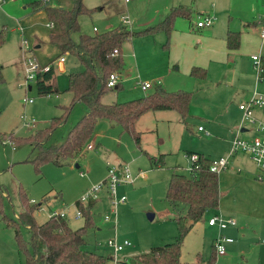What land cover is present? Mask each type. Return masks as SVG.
Returning <instances> with one entry per match:
<instances>
[{"label": "rangeland", "instance_id": "obj_1", "mask_svg": "<svg viewBox=\"0 0 264 264\" xmlns=\"http://www.w3.org/2000/svg\"><path fill=\"white\" fill-rule=\"evenodd\" d=\"M38 1L0 0V35L4 39L0 46V264H26L28 254L33 252L28 226L19 221L25 210V202L34 208L33 216L39 225L48 222L54 213H59L65 215L73 230L83 228L85 219L83 216L77 217L80 212L77 202L87 206L88 201L83 198L89 193L94 194L93 188L104 183L108 177L109 164L111 168L127 171L132 177L143 172L146 178L118 186V197L126 198L118 206L112 204L108 189L101 188L91 211L94 227L86 233L85 249L108 259L112 258L108 264H130L129 261L149 252L152 247L177 240L178 226L171 220L175 215H166L167 211L168 214L172 211L166 200V177L168 173L172 175L176 166L182 168L180 171L185 175H189L190 165L183 155L184 145L194 140V144L208 148L213 154H220L221 148L214 147L217 143L212 138L201 135L198 130L199 122L192 117L184 122L179 113L171 112L177 119L164 123L155 120L160 119V113L154 111L153 115L158 113L155 119L142 116L136 123V132L141 137L140 145L136 144L131 134L123 132L120 125L103 120L96 123L95 133L81 157L64 166L46 163L41 168L27 161L33 157L32 146L26 142L13 145L11 134L16 138L27 139L37 130L48 127L53 118L62 114L61 108L72 102V94L66 90L69 86V75L84 70V66L72 54L63 55L65 63L61 64L60 59L55 61L59 54L49 41L52 30L38 14L39 9H43L35 6ZM165 1L82 0L84 7L90 12L85 11L79 15L80 31L73 38L79 41L82 35L94 36L120 26H125L132 32L143 31L159 22L147 25L149 17L155 13L160 15ZM193 1L201 3V0H189ZM46 3L51 7L72 9L75 0H48ZM124 19L127 23H124ZM196 20L197 16H194L193 21L197 22ZM146 40L155 45V39L150 35L137 34L125 42V65L120 71L118 81L121 87L119 90L109 89L103 96L104 104H122L143 98L153 93L156 85L162 83V72L156 69L159 67L160 57L157 56L156 48L143 47ZM38 45L41 47L37 48ZM165 53H161L163 59ZM30 58L42 67L54 61L61 94L39 95L36 80L27 79L26 62ZM252 72L255 76L248 80L250 89L241 87V84L235 88L239 101L250 90V97H245V103H249L256 92H261L256 88L259 82L254 67ZM171 73L179 75L184 81H190L182 72L171 70ZM194 81L188 82L183 88L200 93L202 97L211 89L221 87L212 82L208 84L207 81ZM140 83H150L153 88L143 91ZM198 112L201 113L200 110ZM86 113V105L76 103L67 122L54 131L47 146L61 145ZM251 125L246 122L244 126L249 128ZM2 134L7 135V138H1ZM242 135L241 138H244ZM163 139L162 146H159V141ZM170 139L173 142L169 144ZM145 152L155 156L166 153V168L150 172V159ZM159 157L160 155L156 158ZM234 159L235 157L230 158L229 166L238 168ZM251 164L256 168L252 162ZM148 173L151 175L149 183L146 181ZM180 206L183 207V213H186V207ZM149 214H157V217L151 221ZM211 215L213 211L206 214L205 221H199L195 225L191 235L185 240L181 260L183 264H196L212 258L213 229L207 224ZM16 229L19 230L22 244L16 238ZM167 239L169 241H164ZM110 240L122 243L128 241L130 246L121 253H116L108 244Z\"/></svg>", "mask_w": 264, "mask_h": 264}, {"label": "trees", "instance_id": "obj_2", "mask_svg": "<svg viewBox=\"0 0 264 264\" xmlns=\"http://www.w3.org/2000/svg\"><path fill=\"white\" fill-rule=\"evenodd\" d=\"M35 6L43 7L42 10H45L49 23L53 24L50 43L57 48L58 58L64 54L75 55L84 66V70L69 75L68 91L73 95L72 102L69 106L61 108L62 114L53 118L48 127L37 130L27 139L16 138L11 134L13 145L17 146L19 143L26 142L32 146L33 157L27 161L41 168L46 163L64 166L71 160L81 157L100 119L120 125L123 132L133 136L137 145H140L141 137L136 132L135 126L145 113L176 111L181 114L183 120H186L192 101L190 92H167L157 89L143 98L112 105L104 104L102 97L109 89L119 90L121 87L118 83L116 87L111 88L108 82L110 75L113 73L120 75L125 65L123 55L125 42L137 34L153 35L164 31L170 36L175 20L178 17L190 16L188 8H173L164 20L140 32H132L127 27L120 26L94 36L82 35L79 41H75L73 35L80 31L79 15L85 11L90 12L84 7L82 0H75L72 9L51 7L42 0H39ZM240 36L238 32H230L228 36L230 50H238ZM3 41L1 34L0 46ZM115 51H118V55H114ZM53 63L54 61L47 65L49 66L48 71L37 73L36 88L40 96L60 92ZM201 71L203 70L195 67L192 69V75L197 77ZM76 103L85 104L87 113L71 129L61 145L48 147L47 144L54 131L67 122ZM2 137L6 139L7 135L2 134ZM199 156L200 159L193 164L189 175L182 173L173 175L167 192L168 202L176 207V212H179L175 217L179 228L178 239L163 246L152 247L149 252L129 261L130 264H183L181 254L184 238L193 225L203 220L207 213L218 210L220 202L218 174L211 171L209 158L202 154ZM87 201L86 207L81 202H77L79 213L85 219V226L78 230H73L65 216L60 215L52 216L48 222L39 225L33 216L34 208L25 202V210L19 217V221L28 226L30 245L33 249V252L27 256L26 264H108L112 260V258L108 259L85 249L86 233L94 227L91 211L95 206V199L91 198ZM180 205L187 207L185 214ZM15 234L19 243L22 244L18 229L15 230Z\"/></svg>", "mask_w": 264, "mask_h": 264}, {"label": "crops", "instance_id": "obj_3", "mask_svg": "<svg viewBox=\"0 0 264 264\" xmlns=\"http://www.w3.org/2000/svg\"><path fill=\"white\" fill-rule=\"evenodd\" d=\"M197 3L194 1L189 2V0H166L162 4L164 7H162L160 15L155 13L149 17L147 25L157 21L161 22L173 8H188L190 16L178 17L175 20L170 36L164 31L158 32L155 36L154 34L150 35L155 39V45L146 40L143 46L156 48L157 56L160 57L159 67L156 69L162 72L160 74L162 83L156 85L155 91L162 89L167 92H175L173 90L190 92L191 90H185L189 88L183 87H186L188 82H195L194 79H197V82L207 81L208 84L212 82L221 86L206 92L205 97H202L200 93L190 92L192 93V101L186 120L192 117L199 122L198 130L203 127L202 131L199 130L202 133L201 135L216 141L215 143L217 144L214 147L221 148V153L213 154L208 148H202L200 145L194 144L193 140L191 143L185 144L183 148V155L189 165L191 163L189 156L192 154H202L210 160L229 154L232 142L238 135L243 134L242 136L246 140H253L261 136V134L256 132V125H251L249 128L244 126L246 121H244L243 112L239 108L244 103L245 97L246 99L250 97L249 93L251 90L240 98L241 101L237 98V91H235V88H238L237 86L240 84L242 85L241 87L250 89L251 86L248 85V80L254 79L255 76L252 68H255L253 56L256 55L260 56L259 62L261 67H263V72L261 74L257 72L256 76L259 82L256 88L261 92L256 93L264 95V36H262V29L264 28V0H201V3ZM38 14L42 19L46 20V26L51 30V23H49L46 13L39 9ZM194 16H197V22L193 21ZM207 16L214 19L213 24L208 27H198L197 23L200 21V17ZM230 32L241 34L238 50H230L228 47ZM40 47V45L37 46V48ZM163 51L166 52L164 59L161 57ZM195 67L203 70L197 77L192 75V69ZM171 70L178 73L182 72L184 77L186 76L190 81H184L179 75H172ZM29 89L32 90V87H29ZM66 90H68V87ZM57 94H61V92ZM171 112L176 111H158L160 113L158 118L160 119H155L158 113L153 115L152 112H147L143 116H148L164 123H171L177 119L171 115ZM253 113L258 121L264 122V107L255 108ZM99 121H103V119ZM242 126L245 130L240 134ZM140 133L142 132L140 131ZM163 141L164 139L159 141V146H162L161 143ZM172 142L173 140L170 139L169 144ZM145 154L150 159V172L154 169L158 171L166 168V153H159L160 157L158 159L156 157L159 155H150L148 152H145ZM233 157H235L234 163L238 168L229 166L227 170L218 174L220 189L219 208L208 219L214 215H220L224 218L232 217L235 219L236 225L230 226L225 230H220L218 226L211 227L208 225L209 228L213 229L211 234L213 256L210 260H202L196 264H264V170H261L248 155L240 156L236 154ZM152 158H154V161H152ZM249 160L256 168L253 167ZM183 163L185 165V162ZM109 168L110 164L108 165V171ZM181 169L178 166L174 167L172 175L168 173L166 177V200L173 175L177 173L184 174L183 171H180ZM189 172L191 173L190 170ZM148 174L147 183L150 182L151 176L150 173ZM145 178L146 175L140 172L136 177H133V182L137 181V179ZM168 204L172 211L170 214L167 211L166 215L171 217L175 215L171 220L173 219L172 221L177 225L175 217L179 212H176L175 206H172L169 202ZM155 216L157 217V214ZM203 221H205V217ZM197 223L193 225L192 229ZM192 229L184 238L182 249L185 240L191 235ZM220 235L234 239L233 243L226 245V254L224 256L217 255L214 248V241Z\"/></svg>", "mask_w": 264, "mask_h": 264}, {"label": "built area", "instance_id": "obj_4", "mask_svg": "<svg viewBox=\"0 0 264 264\" xmlns=\"http://www.w3.org/2000/svg\"><path fill=\"white\" fill-rule=\"evenodd\" d=\"M43 2H48V0H42ZM214 22V19L212 17H200V21L197 23L198 27H208L211 26ZM124 23H127V21L124 19ZM50 27L53 28V24H50ZM262 36H264V28L262 29ZM114 55H118V51H115ZM255 68L258 72V74H261L263 72V67H261V64L259 62L258 56H253ZM65 58L62 57L60 59V63H64ZM27 64V79L30 81H33L37 77V73L39 71L44 72L49 70V66H41L40 64L36 63L32 58L28 59L26 62ZM120 77L119 74L113 73L110 75V79L108 82V86L111 88H114L119 83ZM142 89L144 91L150 89L152 85L150 83H140ZM32 102V100H30ZM264 107V95L260 93H255L254 98L249 103H242L239 108L243 112L244 121L256 125V132L261 134V136H258L254 138L253 140H246L244 138H241L240 135L236 136L232 142L231 150L228 155V157H220L218 159L211 160V166L210 169L213 173L219 174L220 172H223L229 168V161L230 158L236 154H246L248 155L261 170H264V122L258 121L254 117L253 110L255 108H262ZM200 131L203 130V127L199 128ZM245 130V128L242 126L240 130V134ZM190 159V168L189 170L192 171L193 164L198 162L200 159V156L198 154H192L189 156ZM133 182V177L127 172V171H120L119 169L113 167L109 168L108 171V177L102 183L101 185L94 187L92 192L94 194L89 193L86 195L83 200L87 201L91 198L95 199L97 197V193L101 190L102 187H107L108 191L111 194V202L114 206H118L119 204L126 201L125 197H118L117 195V189L118 186ZM65 216L64 214L54 213L53 216ZM81 214L78 213V217H80ZM208 224L211 227L218 226L220 230H225L229 228L230 226L236 225V221L232 217L224 218L220 215H214L208 220ZM234 239L228 236L220 235L218 236L214 241V248L216 250L217 255L224 256L226 254V245L233 243ZM109 246L116 252L121 253L124 251V249L128 246H130V243L128 241L118 242L117 240H110ZM116 260V258H115Z\"/></svg>", "mask_w": 264, "mask_h": 264}, {"label": "water", "instance_id": "obj_5", "mask_svg": "<svg viewBox=\"0 0 264 264\" xmlns=\"http://www.w3.org/2000/svg\"><path fill=\"white\" fill-rule=\"evenodd\" d=\"M149 219L152 221V220H154V218H155V215L154 214H149Z\"/></svg>", "mask_w": 264, "mask_h": 264}]
</instances>
